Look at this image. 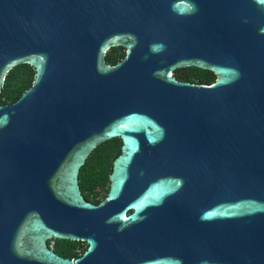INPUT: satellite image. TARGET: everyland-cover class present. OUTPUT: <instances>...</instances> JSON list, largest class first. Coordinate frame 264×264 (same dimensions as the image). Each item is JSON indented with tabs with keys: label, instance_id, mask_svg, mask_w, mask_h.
Segmentation results:
<instances>
[{
	"label": "water",
	"instance_id": "1",
	"mask_svg": "<svg viewBox=\"0 0 264 264\" xmlns=\"http://www.w3.org/2000/svg\"><path fill=\"white\" fill-rule=\"evenodd\" d=\"M22 63L33 84L0 104V264H264V0H0V93ZM192 66L215 81L175 75ZM112 138L93 202L80 170Z\"/></svg>",
	"mask_w": 264,
	"mask_h": 264
},
{
	"label": "trees",
	"instance_id": "2",
	"mask_svg": "<svg viewBox=\"0 0 264 264\" xmlns=\"http://www.w3.org/2000/svg\"><path fill=\"white\" fill-rule=\"evenodd\" d=\"M124 54L125 50L122 47H114L107 53L106 60L111 64H115ZM179 72L180 70H177L176 75L181 77ZM35 74V68L29 63L14 66L7 74L0 93V104L17 100L33 84ZM183 78L203 84L214 82L216 75L210 70L192 66L187 68ZM121 146L122 141L120 138H112L102 142L92 151L85 165L82 166L79 183L83 194L88 200L98 203L107 195L110 183L109 175L113 168L114 159L121 152ZM57 243L59 251L63 252L64 248L67 251L65 253L70 256L79 255L87 248V245L76 240L57 239Z\"/></svg>",
	"mask_w": 264,
	"mask_h": 264
},
{
	"label": "flooded vegetation",
	"instance_id": "3",
	"mask_svg": "<svg viewBox=\"0 0 264 264\" xmlns=\"http://www.w3.org/2000/svg\"><path fill=\"white\" fill-rule=\"evenodd\" d=\"M124 50H125V48L124 47H122ZM125 57V54H124V56L123 57H121L120 59H119V61L120 60H122L123 58ZM118 61V62H119ZM187 68H189V67H183V68H178L177 70H180V72H179V75L181 76V77H179V76H177L176 75V71H175V75L178 77V78H180V79H182V80H187V79H185V78H183L184 76H185V73H186V71H187ZM188 81H190V80H188ZM94 202V201H93ZM51 243V247L54 249V251L56 252V253H58L59 255H61V256H63V257H65V258H70V259H74V258H76V257H78V256H80L84 251H82L79 255H68V254H66L65 252H67L64 248H63V252L62 251H59L60 249H59V247H58V243H57V239H54V240H51L50 241ZM82 242V244H85V245H87V243L85 242V241H81ZM87 247H88V245H87ZM60 248H61V246H60ZM87 249V248H86ZM71 253V252H70Z\"/></svg>",
	"mask_w": 264,
	"mask_h": 264
}]
</instances>
